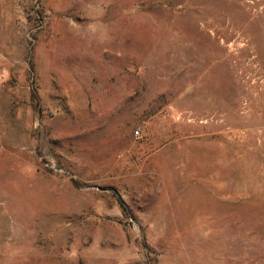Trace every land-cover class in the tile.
<instances>
[{
  "label": "rangeland",
  "instance_id": "374dc122",
  "mask_svg": "<svg viewBox=\"0 0 264 264\" xmlns=\"http://www.w3.org/2000/svg\"><path fill=\"white\" fill-rule=\"evenodd\" d=\"M0 264H264V0H0Z\"/></svg>",
  "mask_w": 264,
  "mask_h": 264
},
{
  "label": "built area",
  "instance_id": "2783aa9c",
  "mask_svg": "<svg viewBox=\"0 0 264 264\" xmlns=\"http://www.w3.org/2000/svg\"><path fill=\"white\" fill-rule=\"evenodd\" d=\"M135 134H136V135H139L140 133H139V131H137Z\"/></svg>",
  "mask_w": 264,
  "mask_h": 264
}]
</instances>
